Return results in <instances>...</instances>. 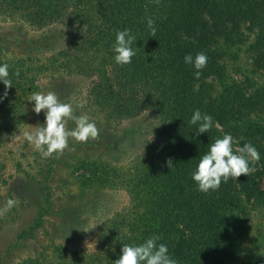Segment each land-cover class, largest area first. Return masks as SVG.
<instances>
[{"label":"trees","instance_id":"16d2710c","mask_svg":"<svg viewBox=\"0 0 264 264\" xmlns=\"http://www.w3.org/2000/svg\"><path fill=\"white\" fill-rule=\"evenodd\" d=\"M149 17L155 21V37L147 26ZM0 20L19 21L38 31L33 44H17L22 53H0V65H9L13 84L0 100V147L30 121L26 111L34 106L29 101L34 92L54 91L74 107L83 104L76 111L86 109L84 114L104 129L118 121L142 119L126 136L120 130L117 144L129 134L143 136L131 137L135 154L128 168L121 170L100 158L71 161L82 169L77 177L97 192L79 200L81 212L71 214L70 242L78 237L80 213L94 216L96 251L67 250L58 243L47 262L34 255L18 264H114L123 244L139 245L152 235L160 236L158 244H166L178 264H231L248 234L251 211L264 208V85L229 80L222 58L224 47L243 41L245 25L253 34L246 47L252 64L264 69V0H0ZM124 29L136 37V54L130 64L119 65L113 45L116 32ZM198 52L208 61L197 79V70L184 57ZM46 76L55 82L43 88L41 78ZM77 77L88 80L86 88L73 80ZM4 92L0 81V97ZM196 109L213 117L209 132L196 135L198 125L189 124ZM44 121L32 119L36 127ZM69 125L75 126L71 120ZM225 133L237 141L234 148L250 142L260 160L250 162L253 171L248 176L230 178L218 190L203 193L192 174L209 145ZM103 137L99 134L97 145L113 146ZM11 154L0 161V207L9 198L19 203L0 216V222L29 203L40 175L41 202L49 204L45 183L55 174V153L43 158L25 136ZM120 190L127 203L115 207L109 193ZM45 211L39 208L18 236L30 237ZM256 264H264V255Z\"/></svg>","mask_w":264,"mask_h":264},{"label":"rangeland","instance_id":"374dc122","mask_svg":"<svg viewBox=\"0 0 264 264\" xmlns=\"http://www.w3.org/2000/svg\"><path fill=\"white\" fill-rule=\"evenodd\" d=\"M242 27L240 40L243 41L224 47L225 55L222 58V64L224 65L226 76L229 80L233 78V80H239L257 86L264 85V69L252 64L249 50L246 49L252 41L253 34L244 29L246 28L245 25ZM37 37L38 31L31 29L19 21L0 20V53L18 55L23 50H20L22 48H19L17 44L26 46L22 43L24 41L27 45L33 44L37 41L35 40ZM53 80L55 79L53 78ZM53 80L49 79L48 76L41 78V82H45L42 87L44 88L48 81L54 83L55 81ZM73 80L79 81L82 89L86 88L88 84V80L80 79L79 77ZM58 81L61 80L59 79ZM59 99L64 102V98ZM33 107L29 106L26 111V118L30 121L24 127L20 128L21 133L17 137L7 140L0 147V161L5 160L8 155L12 156L11 152L15 153L16 148H19L22 143L25 131H31L36 127L32 123L34 117L45 119L44 110L37 115ZM84 111L87 112L86 109ZM82 113L81 110L76 111L77 115ZM100 119L103 121L101 114ZM139 121L141 123L142 119L137 117L118 121L105 129L97 126L100 130L99 134L105 136L103 137L105 140L113 142V146L110 145V147H105L102 144L97 145V141L100 138L95 140L89 139L87 142H78L75 139H69V146L64 150L63 154L59 156L55 154L51 158L53 159L51 166L54 168L55 174L50 175L45 183L49 190L50 203L45 205L41 202L44 196V188L43 186H39L43 177L40 175L41 179L37 185V189L35 188V191H32L29 198H27L29 203L27 205L25 203L26 206L22 208H16L9 219L0 222V264H18L21 259L29 256L33 257L34 255L40 256L42 260L46 259L45 261L47 262V260L53 257V246H56L58 243L64 244L67 250L83 248L87 252L96 251L97 245L93 235V229L96 228L95 226L98 220L94 216L90 217L80 213L79 220L82 226L79 225V228H77L78 237L70 242L72 233L69 231L68 222L71 221V214L81 212V201L79 200L89 198L96 189L93 185L88 184L85 178L77 177L76 174L82 171V169L74 168L71 161L77 157H86L88 159L100 158L101 160L106 159L114 166H121V170L128 168L130 166V160L135 154V145L133 147V139L131 137L133 136L135 140H140L143 136H139L138 133L131 134V136L129 134L126 139L124 137L122 144H117L118 141L120 143L118 137H121V128L124 129V136H126L131 128L134 129L135 123H139ZM260 123L264 126V120ZM68 127L73 128L69 125V122ZM146 131L147 135H149L150 132L148 130ZM113 147H118V150H114ZM111 155L114 159H111ZM44 167L46 168V164H44ZM62 191L66 194H63ZM27 194L29 193L27 192ZM109 197L115 207L123 206L127 203V196L122 190L117 193L112 191L109 193ZM34 199L38 203L33 202L31 204L30 201ZM39 208H46L41 225L36 228L30 237H19L20 230L27 227L34 215L37 214ZM250 216L248 234L241 243L239 256L231 264H256L264 255V208L261 207L252 210Z\"/></svg>","mask_w":264,"mask_h":264},{"label":"clouds","instance_id":"9594fccd","mask_svg":"<svg viewBox=\"0 0 264 264\" xmlns=\"http://www.w3.org/2000/svg\"><path fill=\"white\" fill-rule=\"evenodd\" d=\"M159 3V0H156ZM147 26L151 30V36L155 37V21L151 17L147 18ZM136 37L129 29L116 32L113 50L115 52V62L119 65H126L132 62L136 52L133 44ZM208 57L204 52H198L195 57L186 54L184 62L192 64L197 70L195 77L198 79L202 74V69L207 66ZM16 75H19L17 70ZM0 81L5 85V92L0 100L7 96V89L13 84L9 79V65H0ZM29 101H34V112L39 115L42 110L45 112L43 125L35 127L31 131H25L26 140L34 145L35 149L41 153L43 158H49L54 153L62 155L69 146V139L78 142H87L89 139L99 138V128L94 120L87 114H76V108H83V104L76 107L71 103L62 102L54 91L34 92ZM73 121L74 128L68 127V122ZM213 117L206 113H201L196 109L189 120L190 125L196 127V135L209 132L213 127ZM237 143L230 133H225L222 138H216L209 145L208 151L203 154L198 162L196 170L192 174V179L196 182L198 190L203 193L216 191L222 182H227L230 178L237 180L242 174L249 175L255 164L260 160V153L250 142L242 147L234 148ZM169 168L172 166L171 160L168 161ZM17 199L9 198L0 207V216L10 212L17 206ZM159 235H152L139 245L123 244L121 255L114 261V264H178L169 255L166 244L159 243Z\"/></svg>","mask_w":264,"mask_h":264}]
</instances>
